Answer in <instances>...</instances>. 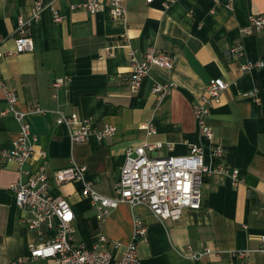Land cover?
I'll use <instances>...</instances> for the list:
<instances>
[{"label": "crops", "instance_id": "1", "mask_svg": "<svg viewBox=\"0 0 264 264\" xmlns=\"http://www.w3.org/2000/svg\"><path fill=\"white\" fill-rule=\"evenodd\" d=\"M41 1V13L33 19L35 0H0L5 52L0 77L16 93L18 110H48L26 117L36 137V154L27 168L35 172L42 165L50 192L71 205L75 239L92 248L104 236L116 261L132 239L133 218L139 217L146 227L137 246L141 264H264L259 251L264 234V66L249 72L240 68L264 58V28L250 21L252 15H264V0H123V19L110 15L108 0H99L104 7L93 14L84 7L88 0ZM55 11L60 22L53 19ZM18 16L27 22L32 51L14 52ZM127 43L138 59L148 50L171 55L172 70L151 66L149 76L132 90ZM236 43L244 46L241 59L227 55ZM57 78L61 83L55 87ZM211 78L228 86L209 110L208 140L198 129L192 105ZM153 81L174 86L156 98ZM8 107L0 86V264H58L29 257L30 244L53 237L54 218H49L51 227L30 229V213L15 204L9 186L18 178L17 166L3 152L11 147L18 124ZM58 113L88 118L95 129H116L100 140L90 135L71 143L69 130L76 125H58ZM143 144L153 145L146 149L152 157L186 154L191 145L202 148L210 173L201 185L199 208H184L178 219L160 222L144 206L120 203L101 219L99 206L82 194L80 181L57 185L52 178L56 169L82 165L93 189L114 198L126 150ZM187 245L209 253L186 258Z\"/></svg>", "mask_w": 264, "mask_h": 264}, {"label": "built area", "instance_id": "2", "mask_svg": "<svg viewBox=\"0 0 264 264\" xmlns=\"http://www.w3.org/2000/svg\"><path fill=\"white\" fill-rule=\"evenodd\" d=\"M147 3L153 0H145ZM110 15L114 18H124L126 10L123 0H108ZM85 9L93 14L104 7L99 0H88L84 3ZM42 10V1L35 0L33 7V19L39 17ZM55 22L63 18L56 11L53 17ZM251 23L256 29L264 28V15H252ZM17 35L14 38V52L21 53L33 50V40L28 35L26 24L21 16L17 18ZM3 38L0 36V58L5 55L2 48ZM127 56L130 62L129 85L132 90L140 87L144 78L149 76L151 66H157L166 70H172L174 58L163 52L148 50L138 59L136 50L128 43ZM110 51V49H108ZM110 53V52H109ZM229 58L241 59L244 56V46L236 43L227 50ZM264 66V58L254 61H246L240 65L243 72H249L255 67ZM61 79L57 78L53 86L57 87ZM0 86L4 89V98L9 107L6 110L18 124L17 135L11 147L3 152L7 161L16 163L18 178L10 184L15 204L26 209L31 217L28 219V227L37 229L41 224L52 226L49 218H54V235L51 239L28 246L30 259L52 258L58 264H141L137 254V246L145 237L146 227L139 217L133 218V234L131 241L124 248L121 257L113 261L112 254L105 248V237L100 236L92 248H86L82 242L74 237V213L66 199L50 192L48 174L41 165L37 171L32 172L27 168L30 159L36 154V137L30 134V123L26 120L28 115H44L48 112L38 106L31 107L28 111L16 108V93L7 89L0 77ZM174 86L173 82L153 81L151 93L156 98L167 94ZM227 82L219 78H211L205 87V92L194 102L192 107L198 129L206 139H211L212 132L207 124L209 110L213 104L220 101L221 93L227 88ZM58 125L75 127L69 130L71 143L86 141L90 135L98 140L111 136L115 127L105 125L101 129H95L91 120L79 118L76 115L65 116L58 113L56 118ZM148 132H153L151 124H143ZM153 145L143 144L135 148H128L124 161L120 167L119 179L115 183L116 197L111 198L96 192L91 183L86 179V167L72 164L53 171L52 178L57 185L80 181L81 191L84 196L99 206V215L103 219L111 209L120 203H127L130 207L144 206L158 221L176 220L181 216L184 208H199L201 205V185L205 176L210 173L208 166L203 162V150L198 145L189 146L186 154H168L162 157H152L146 149H152ZM170 149V148H169ZM40 158H45V152H39ZM237 170H232L235 179ZM259 251L264 254V234L260 238ZM209 253L208 248L193 250L187 245L183 254L189 259H199ZM21 262V259L17 260Z\"/></svg>", "mask_w": 264, "mask_h": 264}]
</instances>
